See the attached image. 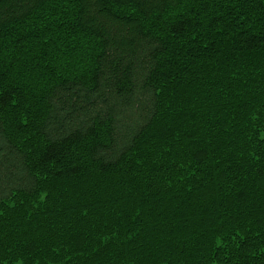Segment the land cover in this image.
Wrapping results in <instances>:
<instances>
[{
  "label": "trees",
  "instance_id": "trees-1",
  "mask_svg": "<svg viewBox=\"0 0 264 264\" xmlns=\"http://www.w3.org/2000/svg\"><path fill=\"white\" fill-rule=\"evenodd\" d=\"M264 0H0V264H264Z\"/></svg>",
  "mask_w": 264,
  "mask_h": 264
},
{
  "label": "rangeland",
  "instance_id": "rangeland-1",
  "mask_svg": "<svg viewBox=\"0 0 264 264\" xmlns=\"http://www.w3.org/2000/svg\"><path fill=\"white\" fill-rule=\"evenodd\" d=\"M262 136L264 137V134Z\"/></svg>",
  "mask_w": 264,
  "mask_h": 264
}]
</instances>
